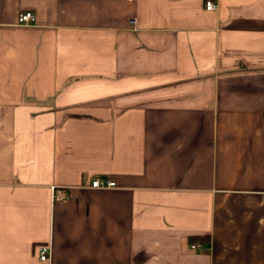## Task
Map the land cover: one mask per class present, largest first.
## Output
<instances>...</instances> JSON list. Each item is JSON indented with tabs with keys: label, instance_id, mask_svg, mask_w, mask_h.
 Instances as JSON below:
<instances>
[{
	"label": "crops",
	"instance_id": "0c3cea01",
	"mask_svg": "<svg viewBox=\"0 0 264 264\" xmlns=\"http://www.w3.org/2000/svg\"><path fill=\"white\" fill-rule=\"evenodd\" d=\"M205 1L0 0V264H264V0Z\"/></svg>",
	"mask_w": 264,
	"mask_h": 264
},
{
	"label": "built area",
	"instance_id": "2783aa9c",
	"mask_svg": "<svg viewBox=\"0 0 264 264\" xmlns=\"http://www.w3.org/2000/svg\"><path fill=\"white\" fill-rule=\"evenodd\" d=\"M205 9L206 10H215L216 3L213 0L205 1ZM35 16L30 11H24L18 14L17 23L20 25H30L34 22ZM91 186L93 188H112L116 186V183L109 178H96L92 180ZM64 196L63 190H54V198L61 199ZM191 248L197 249L200 248L197 244H192ZM37 253L39 256V260L42 262H47L50 255V247L48 244H41L37 247Z\"/></svg>",
	"mask_w": 264,
	"mask_h": 264
}]
</instances>
